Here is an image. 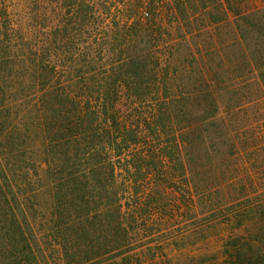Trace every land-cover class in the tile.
Returning a JSON list of instances; mask_svg holds the SVG:
<instances>
[{"label": "trees", "instance_id": "obj_1", "mask_svg": "<svg viewBox=\"0 0 264 264\" xmlns=\"http://www.w3.org/2000/svg\"><path fill=\"white\" fill-rule=\"evenodd\" d=\"M201 2L0 0V264H174L264 186V9Z\"/></svg>", "mask_w": 264, "mask_h": 264}, {"label": "rangeland", "instance_id": "obj_2", "mask_svg": "<svg viewBox=\"0 0 264 264\" xmlns=\"http://www.w3.org/2000/svg\"><path fill=\"white\" fill-rule=\"evenodd\" d=\"M201 3L200 7L202 5L207 11L214 8V0H202ZM244 7L248 11L264 9V0H245ZM205 22L207 21L203 17L198 21V23ZM255 95L257 93L252 92V96ZM263 201L264 186H261L256 190H251L250 197L247 199L231 202L226 207L199 216V220L197 219L194 223H197L196 225H203V234L206 238L202 239L200 237L199 239L191 238L186 240L184 242L186 249L181 252H170L169 257L171 261L174 264H198L199 261L204 262V264H220L223 256V246L227 240L238 236L249 237L253 234L264 233V216L257 215L247 222L245 220L243 225L237 227V229H234L233 226L225 225L220 221L214 223H209V221L217 217H226L227 214L233 211H241L245 215L247 211L260 207ZM212 216L215 217L212 218Z\"/></svg>", "mask_w": 264, "mask_h": 264}]
</instances>
